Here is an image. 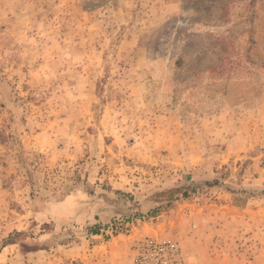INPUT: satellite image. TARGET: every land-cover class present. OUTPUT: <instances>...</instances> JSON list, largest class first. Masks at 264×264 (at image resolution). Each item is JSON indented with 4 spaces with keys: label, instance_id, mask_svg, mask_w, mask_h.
Masks as SVG:
<instances>
[{
    "label": "rangeland",
    "instance_id": "1",
    "mask_svg": "<svg viewBox=\"0 0 264 264\" xmlns=\"http://www.w3.org/2000/svg\"><path fill=\"white\" fill-rule=\"evenodd\" d=\"M0 128V264H91L94 224L264 264V0H0Z\"/></svg>",
    "mask_w": 264,
    "mask_h": 264
},
{
    "label": "crops",
    "instance_id": "2",
    "mask_svg": "<svg viewBox=\"0 0 264 264\" xmlns=\"http://www.w3.org/2000/svg\"><path fill=\"white\" fill-rule=\"evenodd\" d=\"M180 210H177L175 212L176 216H174V223L178 228H176L177 230L172 234V238H169H177L183 245L185 252L189 256H192L195 252V248L205 250L206 244H204V234H202V230H200V225L194 221V219L199 216L196 214L197 212L191 210L180 213ZM144 226L145 224H139V222L138 225L131 226V229H135L133 230L134 232L131 231L130 236L141 238L146 234V232L143 231ZM160 235L164 237L163 234ZM91 238L94 241L92 247L89 249V261L91 264H132V251L129 240L126 238L123 239V241H117L119 236L105 239L103 234L91 235ZM118 255H121L120 259L124 260V262L118 261Z\"/></svg>",
    "mask_w": 264,
    "mask_h": 264
},
{
    "label": "built area",
    "instance_id": "3",
    "mask_svg": "<svg viewBox=\"0 0 264 264\" xmlns=\"http://www.w3.org/2000/svg\"><path fill=\"white\" fill-rule=\"evenodd\" d=\"M133 264H185L176 241L146 236L133 244Z\"/></svg>",
    "mask_w": 264,
    "mask_h": 264
},
{
    "label": "trees",
    "instance_id": "4",
    "mask_svg": "<svg viewBox=\"0 0 264 264\" xmlns=\"http://www.w3.org/2000/svg\"><path fill=\"white\" fill-rule=\"evenodd\" d=\"M83 8L86 10L87 9V6L84 5ZM7 137H8V135H6L5 132H4V130L0 128V142H3L5 140H7ZM187 194H188L187 191L182 192V197H186ZM167 203H169V202H167ZM123 221H125V220H123ZM110 222H111V225L106 224L103 227L106 228V229L109 228V229H112V231H115V228H117V227H115V226H117L116 225L117 224V220L116 219H113ZM100 228H101L100 225L94 224V225H92V226H90L88 228V231L90 233H92V234H96V233L99 232Z\"/></svg>",
    "mask_w": 264,
    "mask_h": 264
}]
</instances>
